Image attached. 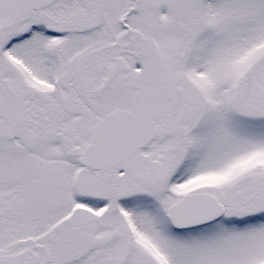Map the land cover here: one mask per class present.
Here are the masks:
<instances>
[{"label": "snow or ice", "instance_id": "1", "mask_svg": "<svg viewBox=\"0 0 264 264\" xmlns=\"http://www.w3.org/2000/svg\"><path fill=\"white\" fill-rule=\"evenodd\" d=\"M0 264H264V0H0Z\"/></svg>", "mask_w": 264, "mask_h": 264}]
</instances>
